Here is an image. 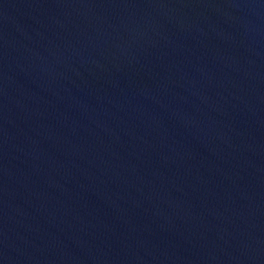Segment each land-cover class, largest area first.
Here are the masks:
<instances>
[{
  "label": "water",
  "instance_id": "1",
  "mask_svg": "<svg viewBox=\"0 0 264 264\" xmlns=\"http://www.w3.org/2000/svg\"><path fill=\"white\" fill-rule=\"evenodd\" d=\"M0 264H264V0H0Z\"/></svg>",
  "mask_w": 264,
  "mask_h": 264
}]
</instances>
